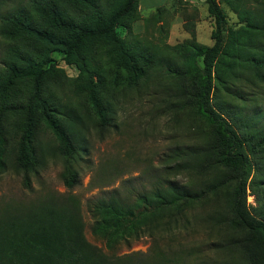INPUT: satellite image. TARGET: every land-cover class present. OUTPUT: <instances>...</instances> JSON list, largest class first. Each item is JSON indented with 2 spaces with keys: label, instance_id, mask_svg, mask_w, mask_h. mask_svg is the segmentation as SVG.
Instances as JSON below:
<instances>
[{
  "label": "trees",
  "instance_id": "trees-1",
  "mask_svg": "<svg viewBox=\"0 0 264 264\" xmlns=\"http://www.w3.org/2000/svg\"><path fill=\"white\" fill-rule=\"evenodd\" d=\"M9 1L0 0V9ZM22 2L0 13L1 30L14 38L5 47V75L0 73V178L15 173L22 179L20 196L0 195V264H178L177 254L186 246L170 254L159 246L123 255L117 251L144 236L175 238L201 220L217 232L218 258L264 264V113L250 111L238 88L246 80L264 86V0H206L214 20L213 44L194 51L173 45L170 56L148 49L147 55L138 53L123 37L124 27L131 29L139 16V0ZM100 47L107 59L123 57L119 66L135 86L151 76L159 82L168 77L174 99L170 113L174 121L183 116L195 137L167 166L172 178L134 194L113 191L89 204L92 232L107 252L87 239L75 196L45 188L36 193L33 183L50 157L62 162L60 178L68 189L81 181L80 160L88 153L84 115L72 106L54 109L57 115L43 107L42 118L55 138L47 148L35 133L33 102L47 97L45 87L59 56L86 70L99 63L93 61ZM109 74L118 81L115 69ZM28 77L29 100L18 104L23 98L8 93H14L17 79ZM88 86L96 110L89 120L102 133L115 124V93L104 102L103 85L89 76ZM20 110L25 114L21 129L11 130V117ZM249 190L255 204L248 202Z\"/></svg>",
  "mask_w": 264,
  "mask_h": 264
},
{
  "label": "rangeland",
  "instance_id": "rangeland-1",
  "mask_svg": "<svg viewBox=\"0 0 264 264\" xmlns=\"http://www.w3.org/2000/svg\"><path fill=\"white\" fill-rule=\"evenodd\" d=\"M19 1L10 0L7 6L0 9V13L4 8L13 9L19 6ZM26 1L23 0L22 3ZM226 10L231 19L236 18ZM213 25L214 20L208 14L206 0H139L138 18L132 22L131 29L124 27L122 33L128 46L138 47V53L148 49L158 52L159 56H170L175 53L171 48L173 45L186 44L189 51H194L197 46H211L214 42L211 37ZM13 43L14 38L7 37L0 27L1 74L5 75L7 69L6 65H3L5 47ZM115 57L116 61L107 59L103 48L100 47L96 54L97 60L93 61L99 63L84 70L78 64H69L59 56L57 71L55 70L45 87L47 97L43 101L36 99L33 102L37 121L35 133L39 143L47 148V145L55 142V138L46 128L42 118L43 107L50 108L51 113L57 115L54 109L72 106L86 119L88 153L80 160L79 185L68 189L63 184L60 178L63 164L54 157H50L39 176H33V183L36 193L45 188L75 196L80 203L87 239L105 252L107 249L104 241L92 232L93 218L89 204L113 191H119L123 195L134 194L153 188L165 177L172 178L173 172L167 175L170 169H167V166L173 163L175 153L195 141L193 132L188 131L182 121L183 116H176L177 120L174 121L173 114L170 113L169 108L174 99L170 96L172 90L168 77L159 82L157 76H151L147 82L145 78L135 86V80L125 78L126 71L119 66L123 57L120 54ZM165 68L167 66L163 67L164 71ZM90 69L92 72H89ZM113 69L119 76L117 82L113 80V75L109 74ZM89 76H93L95 83L103 85L99 87L102 101L105 102L108 93H115V124L102 133L97 131L89 120L96 117L88 86ZM30 86L29 77L17 79L11 87L14 93L10 91L8 95L23 98L18 104L25 103L29 100L30 91L27 89ZM238 88L245 96V104L250 111L264 113V86L259 81H242ZM240 105H244L243 99ZM18 112L11 117V130L21 129L25 114L22 110ZM176 177L182 181L181 175ZM21 185V176L15 173L6 174L0 178V195L20 196ZM248 194V202L255 204V197L250 190ZM205 223L207 222L202 220L194 221L187 230L178 232L175 238L170 235H159L157 239L144 236L132 242L130 246L120 247L117 255L152 251L156 246L170 254L171 249L186 246L181 252L178 251V264H230L227 259L217 257L214 248L219 237L217 232L212 231L209 226L206 227Z\"/></svg>",
  "mask_w": 264,
  "mask_h": 264
}]
</instances>
